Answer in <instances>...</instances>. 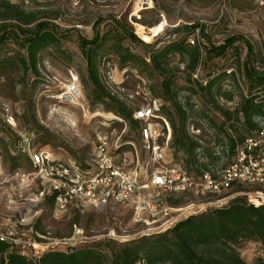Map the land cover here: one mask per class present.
Instances as JSON below:
<instances>
[{"label":"rangeland","instance_id":"obj_1","mask_svg":"<svg viewBox=\"0 0 264 264\" xmlns=\"http://www.w3.org/2000/svg\"><path fill=\"white\" fill-rule=\"evenodd\" d=\"M9 1L26 13L34 14L38 21H47L57 41L38 52L37 73H34L21 66L20 59L27 55V49L12 31L0 40V227L19 225L21 217L29 222L36 221L40 240L49 244L46 251H70L98 241L102 243V249L109 251L104 244L108 239L120 243L124 239L122 235H130L127 241L139 237L133 235L138 226L131 221V212L126 206L113 204L98 209L56 211L46 200L37 199L42 188L37 181L20 176V172L32 168L28 155L18 149L23 133L30 134L24 136L30 151H43L50 157L70 160L85 168L91 165L93 141L99 130L118 136L126 143L122 148L128 151L131 149L129 142L133 141L140 160L145 158L136 128L115 111L108 110L106 104L97 102V89L88 79L80 46L83 37L97 36L96 44L91 47L97 69L102 71L103 84L107 78L106 70L110 69L115 85L124 87L127 94L145 84L144 87L151 88V93L157 96L161 93L158 73L131 62L121 65L115 53L118 42L149 61L151 49L160 48L177 37L185 38L197 27L200 34L203 29L205 35H201L206 43L199 47L201 58L195 71L187 69L186 62L178 54L168 56L177 102L182 103L189 114L187 133L200 144L198 164L206 167L227 163L230 155L221 145H227L230 136L239 142L241 132L247 136L243 118L236 115L241 97L248 91L243 73L247 42L253 50L248 66L254 67L259 74L264 72V16L253 4L245 0H147V4L143 0ZM224 3L226 6L222 8ZM164 18L168 25L154 41L148 43L136 33L137 24L148 27ZM131 29L146 45L130 40L126 34ZM231 36L243 39L233 41L224 54L209 51V47L223 45ZM67 68H74L79 76L82 96L76 105L62 104L49 97L54 93V83L65 80ZM231 68L236 72L228 74ZM218 73L224 75V94L221 96L214 93L211 98L196 85L188 83L189 80H200L205 84ZM216 88L217 85L212 90ZM260 89H264V84L257 88ZM160 99L173 112L172 103ZM133 101L140 103V99ZM222 110L231 111L230 121L222 115ZM96 112L102 115H93ZM109 114L119 119L104 117ZM196 128L200 131L194 134ZM178 154L180 161L183 153ZM140 163L143 165V161ZM24 232L31 234L27 227ZM261 250L256 240L238 245L240 256L249 264L261 261Z\"/></svg>","mask_w":264,"mask_h":264},{"label":"built area","instance_id":"obj_2","mask_svg":"<svg viewBox=\"0 0 264 264\" xmlns=\"http://www.w3.org/2000/svg\"><path fill=\"white\" fill-rule=\"evenodd\" d=\"M145 1L142 2L147 4ZM245 1L253 4L264 16V0ZM225 6V3L221 5L222 8ZM186 41L200 48L206 43L199 27L187 36ZM106 71L105 88L110 95L132 108L145 158L140 160L133 141L129 142L131 149L128 151L122 148L126 143L118 136L99 130L93 141L91 165L85 168L70 160L50 157L43 151H30L24 137L30 134L23 133L19 147L28 155L32 168L20 172V176L26 180L31 178L42 186L37 194L38 200L52 194L56 211L98 209L113 204L126 206L131 212V221L138 226L133 233L137 236L164 232L181 217L222 207L236 196H244L255 204L264 200V118L257 117L258 126L236 143L227 163H214L197 172L190 171L170 157L172 127L162 112L164 103L161 99L152 96L143 86H137L127 94L124 87L115 85L111 70ZM232 71L236 72L231 68L228 74ZM59 83H54V93L49 97L62 104L76 105L82 94L74 68H67L65 80ZM254 94L255 102L264 101V89ZM134 99H140V103L135 104ZM199 131L196 128L193 133ZM222 146L229 154L227 145ZM199 150L200 147L197 152ZM174 199L184 202L179 206L171 205ZM28 222L21 217L19 225L0 227V242L6 243L9 250L36 260L49 244L24 232L25 227L32 232L33 221ZM122 236L121 241L125 242L130 235ZM259 254L264 264V251ZM135 264L148 263L145 257L139 256Z\"/></svg>","mask_w":264,"mask_h":264},{"label":"trees","instance_id":"obj_3","mask_svg":"<svg viewBox=\"0 0 264 264\" xmlns=\"http://www.w3.org/2000/svg\"><path fill=\"white\" fill-rule=\"evenodd\" d=\"M33 23L35 24L31 27L30 25ZM10 31L27 49V55L20 59L21 66L26 68L25 70L29 68L37 73L38 52L44 46L57 41L54 31L49 29V23L43 20L38 21L34 14L26 13L19 5L9 0H0V40ZM201 34L205 35L203 29ZM126 35L134 42L143 43L132 29L127 31ZM186 39L187 35L182 39L177 37L160 48L151 49L149 61L145 57L131 52L128 47H124L120 42L115 48V53H117L121 65L131 62L145 70L149 69L158 73L161 78V93L156 96L151 93V88L145 87V89L154 97H161L165 101L169 100L174 108L173 112H170L164 106L165 104L162 108L163 114H166L165 116L170 120L172 127L170 157L179 164L181 163L185 169L197 172L201 167H205V164H198L197 148L200 144L198 140L196 141L187 133L186 124L189 114L182 103L177 102V90L173 85L172 73L168 68V56L178 54L181 60L186 62L187 69L191 72L197 69L196 66L201 58L200 48L197 44H188ZM237 39L243 38L231 36L223 45L209 47V51L224 54L228 46ZM96 42L97 36L90 39L83 37L80 40V46L86 60L88 79L97 89V102L106 104L108 110L115 111L120 117L129 121L134 128H137L138 122L132 117V108L119 101L115 96L110 95L102 83V71L97 69L96 56L91 47ZM142 45L146 44L143 43ZM247 50L243 73L248 82V91L246 97H241L236 115H241L244 121L243 128L249 134L258 126L255 118H264V101L259 103L254 101L256 96L254 93L258 92L257 88H262L264 84V72L259 74L254 67L248 66V61L253 55L252 46L248 42ZM223 76L221 73L213 75L205 84H202L200 80L189 79L188 83L196 85L212 98L214 93L219 96L224 94L222 92ZM215 85L217 88L212 90ZM253 89L256 90L253 92ZM192 91L194 90L192 89ZM222 115L226 117L227 121L232 119L230 117L231 111L222 110ZM236 120L239 121L240 118L236 116ZM239 135L238 141L241 142L246 136L244 132ZM227 142L228 152L231 156L238 142L233 136H230ZM179 152L183 153L180 161L177 159ZM44 200L53 207L52 194H46ZM183 202L182 199H174L170 204L179 206ZM31 231L32 237L40 240L38 234L40 231L36 221L32 224ZM250 240L258 241L264 251V200L255 204L248 202L244 196H236L227 205L189 215L177 221L164 232L139 236L131 239V241L120 243L108 239L104 244L109 251L102 249V243L98 241L93 245L71 248L70 251H45L38 259L33 260L14 250H9L6 243L0 242V264H135L139 256L145 257L148 264H249L240 256L238 245ZM112 243H114L113 247ZM250 264H262V262Z\"/></svg>","mask_w":264,"mask_h":264},{"label":"bare ground","instance_id":"obj_4","mask_svg":"<svg viewBox=\"0 0 264 264\" xmlns=\"http://www.w3.org/2000/svg\"><path fill=\"white\" fill-rule=\"evenodd\" d=\"M168 25V21L166 18L160 20L159 23H156L154 25L145 27L144 25L141 24H137L136 26V33L138 34V36H140V38L148 43L154 41V39L156 37H158L160 35V33H162V31L164 30L165 26ZM101 113L96 112L93 115H100ZM102 115V114H101ZM109 117H106V115H104L105 118H115V119H119L118 116L114 115V114H109ZM58 156V155H57Z\"/></svg>","mask_w":264,"mask_h":264}]
</instances>
